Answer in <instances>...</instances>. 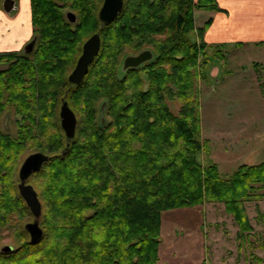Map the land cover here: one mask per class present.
<instances>
[{
  "label": "trees",
  "instance_id": "obj_1",
  "mask_svg": "<svg viewBox=\"0 0 264 264\" xmlns=\"http://www.w3.org/2000/svg\"><path fill=\"white\" fill-rule=\"evenodd\" d=\"M102 2L30 0L33 52L0 53V119L11 107L19 117L16 138L0 123V240L16 245L0 250V264H158L164 212L220 204L244 234L252 231L245 205L264 201V160L227 178L199 161L209 153L200 81L225 55L223 44L204 41L212 19L197 28L194 16L225 11L216 0H123L102 25ZM94 34L99 52L73 86L68 76ZM142 51L152 59L123 71L124 58ZM63 102L77 121L71 141ZM35 152L50 159L27 181L41 204L43 236L32 244L18 169Z\"/></svg>",
  "mask_w": 264,
  "mask_h": 264
},
{
  "label": "rangeland",
  "instance_id": "obj_2",
  "mask_svg": "<svg viewBox=\"0 0 264 264\" xmlns=\"http://www.w3.org/2000/svg\"><path fill=\"white\" fill-rule=\"evenodd\" d=\"M5 1L0 0L6 18L0 32L11 41V52L24 53L33 39L29 0H14L16 9L9 16L2 8ZM213 16L196 11L195 26L202 27ZM20 41L25 42L13 50V43ZM223 45L225 60L212 59L200 81L201 138L208 143L209 153H202L199 161L217 165L221 177L227 178L242 165H258L264 160V45L247 41L239 46ZM169 106L177 111L176 105ZM16 120L19 117L12 107L0 119L3 132L13 138L17 137ZM245 206L252 231L244 234L220 204L164 212L158 264H264V201ZM33 221L29 219L23 227ZM7 246L16 247L5 236L0 250Z\"/></svg>",
  "mask_w": 264,
  "mask_h": 264
},
{
  "label": "water",
  "instance_id": "obj_3",
  "mask_svg": "<svg viewBox=\"0 0 264 264\" xmlns=\"http://www.w3.org/2000/svg\"><path fill=\"white\" fill-rule=\"evenodd\" d=\"M3 10L7 14H11L16 9L14 0H6L3 3ZM123 8V0H103L102 5L98 11V20L102 25H109L121 13ZM66 19L70 24L76 22V16L72 12L66 14ZM36 43V38H33L28 44L25 45L23 52L30 55L33 52ZM100 49V36L94 34L83 44L82 52L79 56L76 65L70 75L68 76L69 84L79 86L88 72L89 66L94 61ZM152 59L150 51H142L134 56H127L123 61L122 70L137 68L142 64ZM105 103L101 106V113L104 112ZM60 126L67 141H71L75 136L76 117L72 110L69 108L67 102H63L59 112ZM101 123L104 124L103 118ZM66 153V150L63 154ZM50 157L47 154L36 152L27 156L21 164L18 171V192L20 197L25 202L29 209L34 221L27 223L24 227L29 235L30 243H37L43 236V230L40 227L39 219L41 216V204L37 197V193L31 185L27 184L29 177L39 171L42 165L48 162ZM11 251L10 247L2 248V252Z\"/></svg>",
  "mask_w": 264,
  "mask_h": 264
},
{
  "label": "crops",
  "instance_id": "obj_4",
  "mask_svg": "<svg viewBox=\"0 0 264 264\" xmlns=\"http://www.w3.org/2000/svg\"><path fill=\"white\" fill-rule=\"evenodd\" d=\"M216 2L225 12L213 13L212 24L204 36L207 44L240 43L242 45L243 41L254 44L264 43V0H216ZM5 19L0 11V25ZM3 36L4 33L0 32V50L11 52V41L7 42ZM24 42L13 43L15 46L13 50H17L19 44Z\"/></svg>",
  "mask_w": 264,
  "mask_h": 264
},
{
  "label": "flooded vegetation",
  "instance_id": "obj_5",
  "mask_svg": "<svg viewBox=\"0 0 264 264\" xmlns=\"http://www.w3.org/2000/svg\"><path fill=\"white\" fill-rule=\"evenodd\" d=\"M66 16V15H65Z\"/></svg>",
  "mask_w": 264,
  "mask_h": 264
}]
</instances>
